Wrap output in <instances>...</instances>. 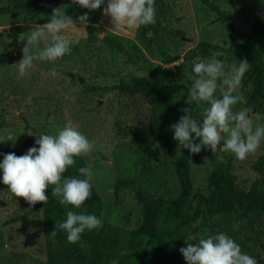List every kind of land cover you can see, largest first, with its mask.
Returning a JSON list of instances; mask_svg holds the SVG:
<instances>
[{
	"label": "rangeland",
	"instance_id": "obj_1",
	"mask_svg": "<svg viewBox=\"0 0 264 264\" xmlns=\"http://www.w3.org/2000/svg\"><path fill=\"white\" fill-rule=\"evenodd\" d=\"M168 1L165 6L169 9L170 25L163 23L145 43L138 36L139 28H115L111 17L104 14L107 0L94 11L80 7L73 0H60L58 7L64 8L76 25L64 33L72 39V52L55 62L35 61L34 67L23 77L18 68L12 66L22 60L29 32L37 25L46 24V20L28 21L12 11L0 14V144L19 147L26 137H36L42 131L56 135L70 122L94 144L93 150L83 157L94 174L92 181L102 199L101 217L106 216L112 226L126 227L138 221L134 213V194L138 188L154 194L174 191L175 183L171 178L174 156L168 155L165 141L177 149L170 127L177 122L163 114L160 118L168 125L162 127L159 135L152 134L148 127L151 114L167 113L152 93L130 95L117 90L102 92L101 88L112 86L119 79L131 80L151 74L157 94H169L181 107H186L192 101L189 87L194 75L193 68L186 64L188 51L202 41L234 47L229 42L231 34L226 21L199 0H170L171 5ZM208 1L227 16L244 8L232 22L244 34L249 32L254 16L264 13V0ZM9 5L8 0H0V9ZM85 13L89 16L87 28L77 19ZM97 32H102V36ZM92 34H96V38L91 37ZM105 37H114L123 51L106 47ZM51 42L49 35L40 42V47ZM180 65H183L181 69ZM167 69L174 73L179 71L175 79L164 72ZM173 81L177 83L175 92L170 90ZM234 108H247L243 97ZM249 115L254 125H264L263 115L252 110ZM220 149L223 142L215 154L205 147L194 162L195 192L205 191L208 169L225 155L233 159L232 172L241 189L248 190L257 179H264V163L262 176L252 168L260 156L264 157V140L256 153L245 160ZM2 177L0 169V192L5 193L0 199V264H47L39 213L27 221L8 224L30 205L23 198L8 193ZM119 181H133V184H123L116 190Z\"/></svg>",
	"mask_w": 264,
	"mask_h": 264
},
{
	"label": "trees",
	"instance_id": "obj_2",
	"mask_svg": "<svg viewBox=\"0 0 264 264\" xmlns=\"http://www.w3.org/2000/svg\"><path fill=\"white\" fill-rule=\"evenodd\" d=\"M165 1L168 0H155L156 23L141 26L138 30V36H141L145 43L151 40L148 33L158 32L163 23L166 26L170 25L167 17L169 9ZM199 1L226 21L231 34L229 42L234 47L225 48L202 41L188 51L186 64L193 68L195 63L211 58L214 52H222L223 55L216 59L225 64L226 71H230L233 64L238 66L240 61L247 59L251 67L243 78L238 94L244 98L247 108L264 116V13L254 16L249 32L244 34L232 23L244 12V8L233 16H227L208 0ZM246 2L243 0V3ZM8 3L9 7L0 9V14L12 11L14 15H21L28 21H40L45 18L48 23L53 9L60 5V0H8ZM168 3L170 4V0ZM91 37L96 38V34H92ZM103 41L109 49L123 51L114 37H105ZM182 67L183 65H180L179 69ZM164 72L173 79L179 73V71L174 73L171 69ZM170 85V90L175 92L177 83L173 81ZM153 87L154 80L151 79V74H148L144 77H133L131 80L119 79L112 86L101 89L102 92L117 90L120 94L130 95L141 92L152 93L156 102H161L163 109L167 111V113L151 114L148 127L152 134L159 135L162 127L168 125L160 118L163 114L173 117L178 123L180 117L185 115L181 110L188 108L191 109L189 115L199 120L203 116V109L209 107L206 103L198 105L195 101H191L186 107H181L169 94L166 96L157 94ZM90 89L95 88L90 87ZM96 89L101 90L97 87ZM42 134L48 133L42 131L40 135ZM40 135L24 138L19 147L0 144V159H4V155L8 153L22 156L31 147H38L36 139ZM193 140L196 144L200 143L194 134ZM175 145L177 149L174 150V145L165 141L168 155L174 156L171 160L174 191L154 194L138 188L134 194V213L138 221L133 225L112 226L106 221V216L101 217L102 199L92 180L90 181L91 196L81 208L62 205L59 202L60 197L52 196L50 186L46 191L49 198L46 205L42 203L30 205L20 215L12 217L8 224L27 221L39 213V220L43 225L47 264H113V261L116 264H187L180 252L181 248L187 247L186 241L196 244L201 237L221 233L233 239L240 246L242 253L253 257L257 264H264V179H257L248 190L241 189L232 172L233 159L225 155L208 169L204 184L205 191L195 192L192 168L203 149L198 154H192L188 149L180 147L178 141ZM74 159L75 165L67 169L64 178H85L80 175L78 169L87 167L86 159L83 156ZM263 163L264 157L260 156L252 166L261 176ZM123 184H133V181H119L115 185L116 190ZM41 209L44 210L41 212ZM68 211L95 215L102 221V226L91 231L85 230L81 240L75 244L68 242L67 233L62 230H57L55 236L51 235L56 230L55 222H64ZM189 236L195 239L189 240Z\"/></svg>",
	"mask_w": 264,
	"mask_h": 264
},
{
	"label": "clouds",
	"instance_id": "obj_3",
	"mask_svg": "<svg viewBox=\"0 0 264 264\" xmlns=\"http://www.w3.org/2000/svg\"><path fill=\"white\" fill-rule=\"evenodd\" d=\"M73 3L94 11L100 9L105 0H73ZM154 5L155 0H107L104 14L111 17L115 28L134 30L156 23ZM63 9L54 8L50 22L37 25L29 32L27 44L22 49L23 58L12 66L18 68L21 77L28 74L35 61L55 62L71 54L72 39L64 33L76 25ZM77 19L84 28L88 27L89 16L86 13ZM96 34L102 36L103 33ZM49 35L52 42L41 48L40 42ZM147 35L151 37L152 34ZM222 55V52H214L211 58L195 63L192 69L194 75L191 77L189 97L198 105L201 102L209 105L203 109V118L199 119L202 123L189 115L191 109L185 108L181 110L185 115L170 127L174 132V140L192 154L200 153L205 147L215 154L223 142V149L220 150L229 151L237 159L245 160L250 154L256 153L264 140V125H254V119L249 115L251 109L234 108L242 99L238 93L251 65L245 59L226 71L225 64L216 59ZM193 134L200 141L199 144L194 143ZM36 145L38 147H31L22 156L15 153L4 155L0 169L3 171L2 181L8 187V193L23 198L32 206L37 203L46 205L49 202L46 191L51 186L52 196L60 197L62 205L81 208L91 196L90 181L94 174L87 167L78 169L80 175L85 177L83 179L64 178V173L75 165L74 157L87 155L93 150V142L69 122L56 135H40L36 139ZM4 194L0 192V199L4 198ZM55 224L56 230L51 235L55 236L57 230H62L67 233L68 242L75 244L81 240L85 230L101 227L102 221L95 215L68 211L66 220ZM188 239L195 237L189 236ZM186 243L187 247L181 248L180 252L187 264H257L253 257L242 253L240 246L223 233L201 237L196 244ZM113 264L116 262L113 261Z\"/></svg>",
	"mask_w": 264,
	"mask_h": 264
}]
</instances>
